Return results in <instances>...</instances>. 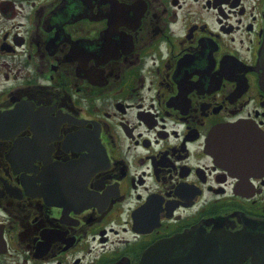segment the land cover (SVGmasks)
<instances>
[{
	"label": "flooded vegetation",
	"instance_id": "1",
	"mask_svg": "<svg viewBox=\"0 0 264 264\" xmlns=\"http://www.w3.org/2000/svg\"><path fill=\"white\" fill-rule=\"evenodd\" d=\"M263 37L264 0H0V264H264Z\"/></svg>",
	"mask_w": 264,
	"mask_h": 264
},
{
	"label": "water",
	"instance_id": "2",
	"mask_svg": "<svg viewBox=\"0 0 264 264\" xmlns=\"http://www.w3.org/2000/svg\"><path fill=\"white\" fill-rule=\"evenodd\" d=\"M259 58L261 59L263 68H264V37L263 41L261 44V47L259 49ZM168 242L164 243V246L166 248L169 246V249H178L179 244H183L185 240L181 239L179 237H174L169 240ZM211 239L209 237L205 238L203 235H197L194 243H193V236L188 235L186 236V252H191L193 254H198L201 253L203 256L206 253L207 254V264H214L213 261L211 260L212 254L215 252L216 247L212 244H210ZM202 244V247L200 248V245ZM187 257V256H186ZM193 257V255H191Z\"/></svg>",
	"mask_w": 264,
	"mask_h": 264
}]
</instances>
